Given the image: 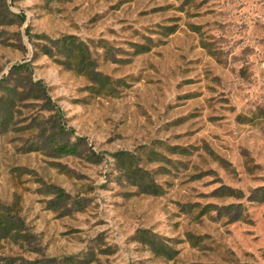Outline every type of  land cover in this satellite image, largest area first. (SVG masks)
Wrapping results in <instances>:
<instances>
[{
  "label": "rangeland",
  "instance_id": "374dc122",
  "mask_svg": "<svg viewBox=\"0 0 264 264\" xmlns=\"http://www.w3.org/2000/svg\"><path fill=\"white\" fill-rule=\"evenodd\" d=\"M0 264H264V0H0Z\"/></svg>",
  "mask_w": 264,
  "mask_h": 264
},
{
  "label": "trees",
  "instance_id": "16d2710c",
  "mask_svg": "<svg viewBox=\"0 0 264 264\" xmlns=\"http://www.w3.org/2000/svg\"><path fill=\"white\" fill-rule=\"evenodd\" d=\"M60 155H74L76 154L73 148L67 146H60L54 148Z\"/></svg>",
  "mask_w": 264,
  "mask_h": 264
}]
</instances>
